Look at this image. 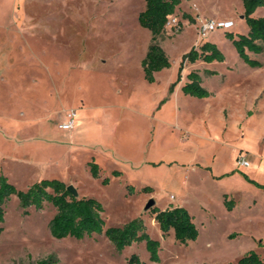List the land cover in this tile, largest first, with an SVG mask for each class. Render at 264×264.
Returning <instances> with one entry per match:
<instances>
[{"label":"rangeland","instance_id":"rangeland-1","mask_svg":"<svg viewBox=\"0 0 264 264\" xmlns=\"http://www.w3.org/2000/svg\"><path fill=\"white\" fill-rule=\"evenodd\" d=\"M145 9L146 0H0V174L22 191L43 179L73 185L78 198L104 205L106 228L142 218L161 244L160 261L151 260L145 243L118 252L105 235L57 239L53 206L26 215L13 196L1 225L0 264H130L134 255L141 264H238L252 252L264 262V189L257 188L264 186V53H249L261 63L253 68L227 36L249 32L243 2L182 0L170 18L180 26L158 40L172 67L156 84L141 66L152 44L139 24ZM255 17H264V7ZM202 19L235 26L201 38ZM205 42L226 60L185 68L186 75L200 73L210 100L177 96L159 109L183 56ZM71 111L82 121L77 133L60 128ZM241 156L252 166L236 168L238 177L212 178L234 169ZM92 157L105 169L99 179L89 172ZM113 169L124 176H112ZM150 186L156 190L143 191ZM226 191L239 203L236 214L224 209ZM151 199L159 209L186 207L199 238L183 245L173 231L164 236L152 210L145 211ZM234 231L240 234L229 238Z\"/></svg>","mask_w":264,"mask_h":264},{"label":"trees","instance_id":"trees-1","mask_svg":"<svg viewBox=\"0 0 264 264\" xmlns=\"http://www.w3.org/2000/svg\"><path fill=\"white\" fill-rule=\"evenodd\" d=\"M244 6L243 18L249 28V32L235 39L233 34L227 36L232 40L239 57L249 63L253 68L261 67V63L251 59L249 53H264V17H255V13L264 7V0H242ZM182 0H146V9L139 16L141 27L152 33V44L142 62L145 80L155 83V74L164 69L171 68L170 59L165 50L159 45L158 40L166 31L170 17L174 16L180 7ZM187 18H192L187 16ZM226 57L216 44L205 42L200 49L193 48L182 58L179 67L178 81L187 63L195 64L199 61L205 63L224 62ZM209 75L215 72L207 71ZM188 82L182 90L185 95L199 99H208L212 93L203 87V79L198 71H192L187 76ZM174 88V86H173ZM90 173L93 178L101 177V169L96 162H91ZM119 171H114L113 176L120 177ZM247 179L252 183L248 177ZM110 179L105 178L103 184H109ZM68 184L59 179H43L34 183L26 191L19 190L5 175L0 174V234L1 226L5 221V206L13 196L20 200V206L24 213L29 214V209L42 210L51 205L56 214L50 222V231L53 237L65 239L68 237L83 240L94 236L105 235L118 252H123L133 244L145 243L151 260L160 261L159 251L161 244L154 240L147 232L145 221L136 218L123 227L106 228L103 217L104 205L95 198H76L68 191ZM264 189V186L257 184ZM143 191H153L152 188H144ZM226 201L228 209L233 208V201ZM155 221L164 236L174 232L178 243L186 245L196 241L200 231L194 222V217L183 207H170L166 210L154 208L152 210ZM37 264H52L50 260H43ZM130 264H141L138 256L130 259ZM238 264H264L256 253H249L238 261Z\"/></svg>","mask_w":264,"mask_h":264},{"label":"crops","instance_id":"crops-1","mask_svg":"<svg viewBox=\"0 0 264 264\" xmlns=\"http://www.w3.org/2000/svg\"><path fill=\"white\" fill-rule=\"evenodd\" d=\"M258 12V11H257ZM256 12V13H257ZM256 13H255V15H256ZM143 60L144 59H142V61H141V66H142V62H143ZM105 62V61H104ZM181 63V62H180ZM171 67H172V65H171ZM179 67H180V65H179ZM142 69H143V66H142ZM165 70H167V69H164L163 71H161V72H157L156 74H155V79H156V81H155V83H152V84H156V82H157V80H158V76H159V74L160 73H162V72H164ZM187 70L188 69H186V68H184V70H183V72H182V77H181V80L180 81H178V76H179V68H178V74H177V77L175 78V79H173L172 80V82H171V84H170V86H169V95H170V98H166L164 101H162V103L160 104V107H159V109L163 106V104L164 103H166V105H168L169 104V102L172 100V98H174V97H192V96H188V95H185L184 94V92H183V90H182V88H183V86L188 82H186L185 81V78L188 76V75H186V73H187ZM207 71H211V70H207ZM143 72H144V70H143ZM213 72V71H212ZM189 74V73H188ZM144 77H145V75H144ZM151 84V83H150ZM173 86H174V88H173ZM213 95V94H212ZM212 97V96H211ZM210 97V98H211ZM196 98V97H195ZM210 98H208V99H201V101L203 100V101H209L210 100ZM199 99V98H198ZM83 104H85V103H83ZM166 105H164V107H167ZM85 106V105H84ZM81 108H83V107H81ZM82 123V121L81 120H77L76 119V125H75V128H74V130H73V133H77V131H78V128H80L81 126H80V124ZM75 131V132H74ZM91 162H97L96 161V159L94 158V157H92L91 159H90V161L88 162V166H89V164L91 163ZM149 163H151V162H145V164H149ZM98 165H100L99 163H97ZM151 164H155L156 165V163H151ZM252 165H250V167H251ZM207 170H210L211 172H212V168L211 167H205ZM236 168H238V172H239V170H243V169H245L246 167H240V166H236L234 169H232L231 171H220V172H218V173H212V178L213 179H216V180H219V181H222V179L223 178H226V177H238L240 174L238 173V172H236L237 171V169ZM100 169L102 170V169H104V167L103 166H100ZM114 171H119V172H121V176L120 177H118V178H121V177H123L124 176V172H122V171H120V170H118V169H113L112 171H111V175L113 176V172ZM89 172H90V169H89ZM101 173L102 174H104L105 175V169H104V171L102 172L101 171ZM243 173H245V172H243ZM91 174V173H90ZM246 174V173H245ZM92 176V175H91ZM247 177L250 179V176L249 175H247ZM106 178H109V177H106ZM105 179V178H104ZM110 179V178H109ZM251 180V179H250ZM133 185V184H132ZM153 190H156L155 188H153L152 186H150ZM256 187V186H255ZM257 188H259V187H257ZM259 189H261V188H259ZM173 197V196H172ZM171 197V199H172V201L174 202V200H175V197H174V199ZM225 200H227V201H233L234 203H233V208L232 209H228V207H227V205H226V201ZM157 203V202H156ZM158 204V203H157ZM222 204H223V206H224V209L226 210V212H229V213H231V214H236L237 213V211H238V209H239V203H238V201L234 198V193L233 192H231V193H229L228 191H226V192H224L223 193V196H222ZM256 204V201H254V203L253 204H251V203H249L248 204V207L249 208H252L254 205ZM172 205H173V203H172ZM173 207H183V208H186V207H184L182 204H179V203H176V205H173ZM168 208H170V207H165L164 209H161V210H166V209H168ZM187 209V208H186ZM201 209L203 210V211H205V212H207V209L205 208V207H203V206H201ZM188 210V209H187ZM189 211V210H188ZM190 212V211H189ZM191 213V212H190ZM193 217H194V215L193 214H191ZM240 217V220H244V221H246V219L248 218V216H247V213H243L242 215H240L239 216ZM194 220H195V217H194ZM238 234H240L239 232H237V231H234V232H232L230 235H229V238H236L237 237V235ZM259 243H260V246H264V240L263 239H259Z\"/></svg>","mask_w":264,"mask_h":264},{"label":"built area","instance_id":"built-area-1","mask_svg":"<svg viewBox=\"0 0 264 264\" xmlns=\"http://www.w3.org/2000/svg\"><path fill=\"white\" fill-rule=\"evenodd\" d=\"M171 18V17H170ZM180 23L177 19L170 20L167 24V28L179 27ZM235 26L233 21H217L213 19H202L200 25L198 26V33L201 38H207L212 32L217 30H230ZM77 113L74 111L69 112L67 115V120L60 125V128L64 131H72L76 125ZM238 166L240 167H250L251 163L244 157L241 156L238 159ZM174 199V197H172Z\"/></svg>","mask_w":264,"mask_h":264},{"label":"water","instance_id":"water-1","mask_svg":"<svg viewBox=\"0 0 264 264\" xmlns=\"http://www.w3.org/2000/svg\"><path fill=\"white\" fill-rule=\"evenodd\" d=\"M190 1V0H188ZM68 191L76 198L79 197V193L77 191V189L73 186V185H69L68 186ZM157 206L156 200L155 199H151L148 204L145 207V211H150L153 210L155 207Z\"/></svg>","mask_w":264,"mask_h":264}]
</instances>
